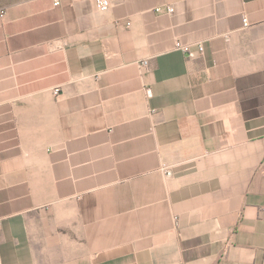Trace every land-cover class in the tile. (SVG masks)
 Listing matches in <instances>:
<instances>
[{"label": "crops", "instance_id": "crops-1", "mask_svg": "<svg viewBox=\"0 0 264 264\" xmlns=\"http://www.w3.org/2000/svg\"><path fill=\"white\" fill-rule=\"evenodd\" d=\"M0 11V264L264 263V0Z\"/></svg>", "mask_w": 264, "mask_h": 264}, {"label": "built area", "instance_id": "built-area-1", "mask_svg": "<svg viewBox=\"0 0 264 264\" xmlns=\"http://www.w3.org/2000/svg\"><path fill=\"white\" fill-rule=\"evenodd\" d=\"M62 0H52L53 2V5L54 6H58L60 3H61ZM93 1V4L95 6V8L99 11H105L107 10L110 6H111V0H92ZM166 10L168 12H172L173 11V8L172 7H167ZM0 15L2 16L3 15V11H0ZM243 21H244V25H248V22H247V19L246 18H243ZM175 45L180 48L181 50L183 51H188V47L185 46V45H182L179 41L175 42ZM203 50V48L201 46L198 47V51L199 53H201ZM147 60H143L142 62H140V65L145 67L147 65ZM59 91L58 88H54L53 92L54 94H57ZM146 93L147 95L150 94V90L149 89H146ZM165 174L169 175L170 174V171L168 169L164 170ZM263 193H264V187H263ZM262 210L264 211V207L262 208ZM264 264V263H262Z\"/></svg>", "mask_w": 264, "mask_h": 264}]
</instances>
